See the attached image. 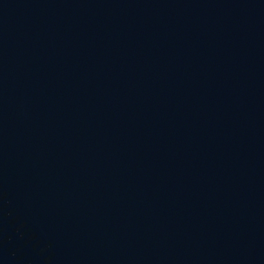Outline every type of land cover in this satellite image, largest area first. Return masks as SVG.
Here are the masks:
<instances>
[{
	"label": "water",
	"instance_id": "water-1",
	"mask_svg": "<svg viewBox=\"0 0 264 264\" xmlns=\"http://www.w3.org/2000/svg\"><path fill=\"white\" fill-rule=\"evenodd\" d=\"M0 264H264V0H0Z\"/></svg>",
	"mask_w": 264,
	"mask_h": 264
}]
</instances>
